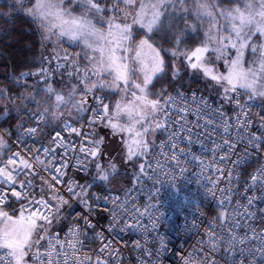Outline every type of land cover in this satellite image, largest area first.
I'll list each match as a JSON object with an SVG mask.
<instances>
[{
    "label": "built area",
    "instance_id": "built-area-1",
    "mask_svg": "<svg viewBox=\"0 0 264 264\" xmlns=\"http://www.w3.org/2000/svg\"><path fill=\"white\" fill-rule=\"evenodd\" d=\"M97 96L109 115L108 94L95 89L83 98L81 119L55 122L32 110L23 123L0 126L9 141L0 168L18 173L15 184L0 183L7 193L0 206L15 202L46 213L36 203L44 199L55 212L60 202L53 196H62L67 203L60 211L74 210L40 246L34 264H49V252L53 264H264V99L238 89L228 106L197 88L174 90L142 180L126 192L86 193L81 176L92 170L89 150L105 121L95 119ZM26 178L31 184L21 189ZM0 264H15L10 251L0 249Z\"/></svg>",
    "mask_w": 264,
    "mask_h": 264
},
{
    "label": "rangeland",
    "instance_id": "rangeland-1",
    "mask_svg": "<svg viewBox=\"0 0 264 264\" xmlns=\"http://www.w3.org/2000/svg\"><path fill=\"white\" fill-rule=\"evenodd\" d=\"M1 1V0H0ZM15 4L18 9L27 15L34 18L43 35L46 49V57L48 63L46 68L50 69L47 73L40 75L41 78L49 79L48 82L42 83V89L45 91L42 96L46 100L45 104H38L36 108L29 109V103L35 101L36 91L33 89L23 92L21 97H12L8 92L0 88V108L2 109V116L9 115L12 111L21 113L26 110L24 114L21 113V120L19 124L23 123L29 111H42L46 115H51L55 122H59L64 118H76L78 113L86 110L84 103L85 92L83 85L96 82L97 79L102 81L104 88H96L99 90H106L116 94L112 109L108 115L112 119V123L119 127L113 129L108 126V119L102 123L95 141L103 140L99 145L97 155L92 156V170L88 175L81 176L82 186L84 191L88 193L95 185L109 187L116 191L126 192L142 180L146 169V161L149 159L154 147L156 146L158 136L163 129L165 119V107L167 98L176 88H181V84H176L171 87L169 83L160 84L152 87L156 75L162 73L164 69V58L160 47L156 46L148 36L135 42L133 35L137 28H142L146 32H152L159 27L164 21L169 24L166 17H172L176 14H165L166 11H177L179 16L189 17L186 19V27L192 31L196 29L203 33V40L200 44L189 48L174 47L171 53L174 58V77L184 75L182 80L190 78H197L206 85L209 95L216 93L223 103H230L233 101L235 92L241 89L246 92H251L264 99V76L261 72V53H264V35L259 31H255L254 35L249 40L247 46L242 50L240 55L239 66L236 71H243L247 73L252 70L256 74V90L242 87L241 81L233 71V61L237 59V48L231 47L229 44L223 52L214 51L218 47L221 37L231 36L235 40V36L231 31V21L227 15H221L222 11L236 15L233 9H240L242 12L246 11V5L249 0H238L235 4H227L221 6L219 0H164L166 6L161 7L159 21L153 27L152 31H148V20L151 19L152 9L146 7L144 9V19L140 23H133V19L137 18V14L141 11V3L147 5L161 3V0H134L131 6H126L122 0H95L103 9L102 12L96 13L89 11L82 3V0H9ZM38 2L52 3L58 5L57 8L45 9L43 15L37 9ZM207 3L209 5L208 11L213 15L209 16L204 11L197 10V5ZM116 5V9L113 8ZM255 11H259V0H256ZM192 13V14H189ZM115 17L114 24H120L121 27L125 23L131 25V38L121 42L120 33L115 27L109 28V18ZM166 20H165V19ZM74 19L87 20L91 22V27L85 30H78L77 26L73 24ZM260 18L257 16V20ZM164 22V23H165ZM238 23V22H236ZM63 33V34H62ZM75 33V35H73ZM210 37L212 39H210ZM142 41L146 43L142 44ZM228 44L227 39L224 40ZM207 46L208 50L203 56V65L212 69L213 74L218 77H229L233 79V85L228 83L227 79L219 81L213 80L210 76L204 74L203 68H192L185 53L191 54L198 47ZM255 48V50H254ZM114 51L119 64H126L128 66V83L125 85L124 81H118V87L113 86L115 72L109 68L107 70H100L99 77L91 76V80H84L83 73L87 70L91 74L93 65L100 69L102 65L106 67V61ZM75 61V63H73ZM195 62V58H193ZM159 65L160 70L152 73V69ZM148 73L151 75V81L147 87V99L159 100L161 107L153 114L148 115L144 121L135 123L132 117L128 115L125 108L135 111L140 110L137 97L141 96L140 90L135 88V84H143L144 76ZM65 76L63 80L61 78ZM60 80V82H54ZM181 80V81H182ZM73 86L76 91L73 95ZM51 88L53 91H49ZM225 89H228L226 92ZM95 90V89H93ZM135 93V95H133ZM59 94L64 97L63 102L56 100V95ZM52 98L51 100H47ZM120 106L119 110L118 107ZM1 118V117H0ZM162 127H156V125ZM131 128V131L128 129ZM144 128H149V132L143 136L145 142L148 143L147 151L143 154L133 155L131 159L128 158L129 147L133 151H137L132 144L133 140L139 139L137 132H143ZM123 129V130H120ZM9 146L8 139L0 131V161L7 147ZM99 165V168L97 167ZM110 165H115L113 171ZM143 167V171L141 168ZM103 169L104 173L108 175V179H102ZM17 203L12 202L9 206H0V211L7 213L11 219L0 216V249H11L3 246L5 233L13 234L22 233L27 230L30 212L24 208L16 207ZM69 206H65L68 209ZM63 214L67 217V210H64L58 218L51 219L46 231L41 230L38 233L33 232L31 239L37 241L31 250L25 247L24 264H34L35 255L40 246L45 242L46 238L54 232L53 226L56 227L62 221ZM69 214V213H68ZM71 221V220H70ZM43 221L37 220L39 227ZM40 237H44L41 239ZM14 259V258H13ZM15 261V260H14Z\"/></svg>",
    "mask_w": 264,
    "mask_h": 264
},
{
    "label": "snow or ice",
    "instance_id": "snow-or-ice-1",
    "mask_svg": "<svg viewBox=\"0 0 264 264\" xmlns=\"http://www.w3.org/2000/svg\"><path fill=\"white\" fill-rule=\"evenodd\" d=\"M123 3H125L126 6H131L134 3V0H122ZM83 5L89 10V11H94L96 13H100L103 11V9L100 8L99 4L95 2V0H82ZM166 6L164 3V0H161V3L158 4H150V5H145L141 3L140 9L141 11L137 14V18L133 19V23H140L144 19V9L146 7L152 9V15L151 19L148 20L147 24L144 25L147 27L148 31H152L153 27L157 24L159 21L161 12L159 9L161 7ZM37 9L40 10L41 15H43V12L45 9H53L57 8L58 5L52 4V3H41L38 2L37 4ZM113 8L116 9V5H113ZM209 5L207 3H201L197 5V10L199 11H204L207 15L211 16L213 15L210 11H208ZM119 11L118 9H116ZM233 12L236 13V15H232L231 13H226V11H222L220 14L221 15H227V17L233 21V24L231 25V31L235 36V40L232 39L231 36L229 37H221L218 43V47L214 50L216 52H223L224 49L228 47L230 44L231 47L237 48L238 55L237 59L233 61V71L235 72V75L237 78L241 81V86L242 87H248L251 88L253 91L256 90V74L254 71L249 70L247 73L243 71H236V68L239 66L240 62V55H242V50L247 46L249 40L251 37L254 35L255 31H259L262 35H264V0H259V11H254L253 6L251 4L246 5V11L242 12L240 9L236 8L232 10ZM257 16L260 18L257 20ZM115 17L109 18V28L111 29L112 27H115V29L120 33V39L121 42L128 40L131 38V25H128L125 23L123 27H121L120 24H114ZM238 22V23H236ZM73 24L77 26L78 30H87L89 27H91V22L87 20H81V19H74ZM63 34V33H62ZM75 35V33H73ZM210 39H212L210 37ZM227 39L228 44L224 43V40ZM181 41L178 39L177 44H179ZM146 43V41H142V44ZM208 50L207 46L204 47H198L194 51L191 52V54L185 53L184 55L188 59L190 66L192 68H203L204 74L206 76H210L213 80H221V79H227L228 83L233 85V89L235 90L233 79L231 76L229 77H218L213 74V71L211 68L206 67L203 65V56L204 53ZM255 50V48H254ZM193 58H195V62H193ZM120 59L115 56L114 51L112 54L109 56L108 60L106 61V67L104 65L101 66L100 69H97L95 65H93V68L91 70V74L89 71H85L83 73V79L81 80V83L83 84L84 80H91V76L95 75L97 78L99 77V71L100 70H107L109 68L113 69L115 72L114 75V80H113V86H119L118 81H124L125 85L128 83V66L126 64H119L117 63V60ZM75 63V61H73ZM160 70L159 65L154 67L151 71L152 73H155ZM261 72L262 76H264V53H261ZM151 81V75L146 73L144 76L143 84H135L134 87L140 90L141 96L137 97V101L139 102L140 105V110L133 112V110H130L128 108H125V110L128 112V115L132 117L133 122L135 123H140L141 121H144L148 115H151L155 113L160 107V101L159 100H148L147 99V87ZM264 87V85H260ZM105 85L102 81H99L97 79L96 82L91 83L89 86L88 84L83 85V90L85 92V95L88 93H91L93 89L96 88H104ZM50 92L53 91V89L49 88L48 89ZM76 91V87L73 86L72 92L69 93V95H73ZM227 92L228 89H225ZM264 94V93H261ZM135 95V93H133ZM97 103L96 109H93V111L96 113L95 119H99L103 121L104 119H108V126L112 127L113 129H117L119 126L115 123H112V119L108 117L107 115V105L103 104V97L97 96L95 97ZM56 100L58 102H63L64 97L57 94L56 95ZM118 110L120 106H117ZM42 118V117H41ZM156 127H162V125L157 124ZM123 130V129H120ZM131 131V128L128 129ZM149 128H144L143 132H137L136 135L137 137H140L139 139L133 140L132 144L135 146L137 151H133L132 147H129L128 150V158L131 159L133 155L137 154H143L144 152L147 151L148 148V143L144 141L143 136L149 132ZM30 132H36V129H30ZM103 143V140H98L95 141L96 149L99 148V145ZM84 150V149H82ZM48 150L45 149V152ZM17 157L19 156V153L15 154ZM89 155L96 156L97 155V150H89ZM239 162V161H238ZM15 162L13 160H9L8 164H14ZM36 163L38 165H43L44 162L40 161L39 158H36ZM20 164L23 165V168L25 169H32V164L28 163L27 161L21 160ZM99 168V165H97ZM112 170H115V165H110ZM60 169H57V172H59ZM102 173H104V170H100ZM141 171H143V167L141 168ZM261 176L264 177V169L260 170ZM27 177V173H25ZM102 179H108V175L104 173L101 177ZM54 180L58 179V177H53ZM253 181L257 179L256 176H253ZM18 180V173L14 174V171L9 170L7 166L4 168H0V183L4 184H15ZM31 184V180H26L24 182H20V187L21 189L28 187ZM11 191L13 196H21L23 195L22 192L15 191L14 189H9ZM69 192H72L73 189L72 187H69L68 189ZM7 197V193H5L3 190H0V201L5 200ZM53 199L58 200L60 203L56 206V211L52 212L51 211V205L50 202L44 199H40L36 203L38 205H41L43 208L48 209V212L46 213H38V212H33L30 214L29 217V223L26 231H23L22 233H15V238L13 239V234L5 233L4 235V240H3V246L11 249V255L15 260V264H24V256H25V247H27L29 250L33 247V245L37 241H33L31 239L32 233L33 232H39L41 230L46 231L47 226L50 224L51 219L54 218L56 215L59 214L60 207L63 204H66L67 201L63 199L62 196H53ZM249 203H251V200H249ZM0 216H3L10 220L11 218L7 216V213L0 211ZM37 220L43 221L42 224L37 226ZM70 233L75 237L76 232L74 229L69 230ZM43 239L44 237H40ZM51 246V245H50ZM73 247L75 244L72 245ZM49 257V264H53V261L51 259L52 257V252H49L48 254Z\"/></svg>",
    "mask_w": 264,
    "mask_h": 264
},
{
    "label": "trees",
    "instance_id": "trees-1",
    "mask_svg": "<svg viewBox=\"0 0 264 264\" xmlns=\"http://www.w3.org/2000/svg\"><path fill=\"white\" fill-rule=\"evenodd\" d=\"M238 0H219L221 6L227 4H235ZM165 14H176L172 17H166L167 22L161 23L159 27L152 32H146L142 28H137L133 35L135 42L148 36V38L162 51L164 58V69L162 73L158 74L154 78V82L151 84L155 87L160 84L169 83L171 87H175L176 84H181V89L197 88L209 95L208 89L204 83L197 78H190L182 80L184 75L174 77V58L171 53V49L174 47L189 48L200 44L203 40V33L200 28L196 31H192L189 27H186L189 17H183L177 15L178 12L166 11ZM192 14V13H189ZM165 19V18H164ZM165 19V20H166ZM181 42L177 44V40ZM46 49L43 35L39 29L37 21L26 13L20 11L18 7L9 0L0 1V88L5 89L12 97H21L23 92L36 91V100L29 103V109H35L36 105H44L46 100L42 96L45 91L42 89V83H46L49 79L41 78L40 75H33L34 72L48 63V57H46ZM66 78L63 76L61 80ZM182 80V81H181ZM60 82V80H54V82ZM180 89V88H176ZM175 89V90H176ZM108 94L111 101V106L115 100L116 94L100 90ZM216 101H221L216 93L209 95ZM51 100L52 98H48ZM222 102V101H221ZM225 104V103H224ZM230 103L226 105L230 106ZM33 107V108H32ZM112 109V108H111ZM2 109L0 108V126L5 124H11L16 126L21 120V113L12 111L9 115L2 116ZM30 112V111H29ZM28 112V113H29ZM42 112V111H41ZM44 113V112H43ZM48 116V115H47ZM51 116V115H49ZM52 118V117H51ZM103 186L95 185L91 190L102 188ZM65 206H69L65 209ZM56 218L67 210V217L63 214L62 221L56 227L53 226L54 231L62 230L71 220L74 212L71 205H65ZM69 213V214H68Z\"/></svg>",
    "mask_w": 264,
    "mask_h": 264
},
{
    "label": "crops",
    "instance_id": "crops-1",
    "mask_svg": "<svg viewBox=\"0 0 264 264\" xmlns=\"http://www.w3.org/2000/svg\"><path fill=\"white\" fill-rule=\"evenodd\" d=\"M84 113H85V110H84V111L82 110V112H81L80 114L78 113V115H77V117H76L75 119H77V120H78V119H81L82 116L84 115ZM49 117H50V116H49ZM50 118H51V117H50ZM51 120L54 121L53 118H51ZM7 149H8V147H7ZM7 149L5 150L4 154L7 152ZM4 154H3V156H4ZM2 158H3V157H2ZM1 160H2V159H1ZM0 162H1V161H0Z\"/></svg>",
    "mask_w": 264,
    "mask_h": 264
},
{
    "label": "clouds",
    "instance_id": "clouds-1",
    "mask_svg": "<svg viewBox=\"0 0 264 264\" xmlns=\"http://www.w3.org/2000/svg\"><path fill=\"white\" fill-rule=\"evenodd\" d=\"M249 4H251L253 6V10L255 11L256 0H249Z\"/></svg>",
    "mask_w": 264,
    "mask_h": 264
}]
</instances>
